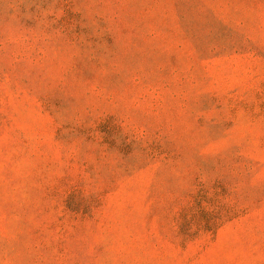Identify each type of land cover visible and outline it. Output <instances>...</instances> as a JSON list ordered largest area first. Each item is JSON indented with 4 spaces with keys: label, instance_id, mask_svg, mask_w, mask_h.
I'll use <instances>...</instances> for the list:
<instances>
[{
    "label": "rangeland",
    "instance_id": "rangeland-1",
    "mask_svg": "<svg viewBox=\"0 0 264 264\" xmlns=\"http://www.w3.org/2000/svg\"><path fill=\"white\" fill-rule=\"evenodd\" d=\"M0 264H264V0H0Z\"/></svg>",
    "mask_w": 264,
    "mask_h": 264
}]
</instances>
